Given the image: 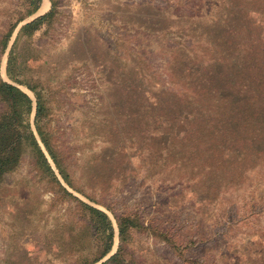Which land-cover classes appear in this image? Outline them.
I'll use <instances>...</instances> for the list:
<instances>
[{
	"label": "trees",
	"instance_id": "obj_1",
	"mask_svg": "<svg viewBox=\"0 0 264 264\" xmlns=\"http://www.w3.org/2000/svg\"><path fill=\"white\" fill-rule=\"evenodd\" d=\"M30 1L33 8L29 14L38 9L41 0ZM50 1L51 9L47 13L20 27L6 65L9 78L34 92L36 119H43L45 110L39 88H44L51 80L31 73L29 62H37L39 69L55 62L34 56L33 50L19 55L16 46L21 36H33L43 25L49 27L55 12L54 0ZM205 3L211 10L206 21L203 18L202 22L196 20L202 23L199 25L192 22L172 28L160 21L173 16V7L179 4H171L169 0L159 6L144 2L153 12L145 16L136 13L134 27L138 33L161 35L163 46L155 49L152 57L157 54L163 61L156 64L140 47L135 53L124 49L120 54L114 53L118 75L114 85L100 98L98 108L103 130L109 119H117L118 123L129 121L124 123L129 127L119 126L117 132L121 146H125L123 136L129 134L139 153L147 147L151 153L149 177L183 181L198 188L195 194L200 211L220 194L241 190L255 170H264V0H206ZM22 19L18 18L11 25L3 47ZM169 33L174 34L173 38ZM0 102V188L6 176L27 160L31 169L21 180L43 183V191L49 193L52 204L74 202V216L61 222L56 219L55 232L59 233V228L61 231L50 238L51 246L60 242L59 250L65 254V260L73 261L69 263L95 264L113 246L114 228L108 215L73 195L53 171L24 119L23 114L31 108L30 97L0 78ZM36 129L63 181L96 200L94 197L104 189L100 175L106 166L109 146L116 144V134L107 138L100 134L103 130H99L101 147L94 157L83 163L85 172L91 175V183L82 182L79 186L55 134L45 132L40 125H36ZM123 155L120 149L113 161ZM85 187L91 189L94 197L84 192ZM33 213L26 199L19 220L24 239L19 249L21 264H30V259L40 250L30 230L34 228ZM115 218L117 249L100 264L134 263L127 248L132 231L152 229L155 237L174 246L165 229L149 223L142 214H115ZM262 226L261 234L257 232L253 238H243L230 254L224 255L230 264H264V224ZM241 245L245 248L241 249ZM46 250V255L53 258L48 246ZM236 259L239 262L235 263Z\"/></svg>",
	"mask_w": 264,
	"mask_h": 264
},
{
	"label": "rangeland",
	"instance_id": "obj_2",
	"mask_svg": "<svg viewBox=\"0 0 264 264\" xmlns=\"http://www.w3.org/2000/svg\"><path fill=\"white\" fill-rule=\"evenodd\" d=\"M164 1L167 0H54L55 12L49 27L43 25L33 36H21L16 46L19 55L33 50L34 56L55 62V65L41 69L36 68L37 62H29L31 73L51 80L42 89L38 86L45 110L43 119H36L34 92L9 78L6 65L20 27L47 13L51 9V1L41 0L38 9L29 14L33 8L30 0H0V78L24 91L32 100L30 111L23 114L24 119L61 183L82 201L103 210L114 228L111 251L95 264H100L116 252L118 226L115 214L144 215L146 221L165 229L174 244L171 246L155 237L151 233L152 229L145 232L132 231L127 248L134 257L133 264H230L224 255L230 254L236 248V243L242 242L243 238H253L257 232L261 234L259 230L263 228V169L255 170L241 190L220 194L200 211L198 195L195 194L197 187L183 181L149 177L151 153L146 146L141 153L134 149L133 138L129 134L123 136L125 146H121L122 141L117 132L119 126L129 127L124 124L129 123L128 120L118 123L117 119H109L106 129L102 128L104 122L98 115L100 98L114 85L118 75V61L113 59V54H120L123 49L135 53L140 47L144 48V53L147 52V58L156 64L163 61L157 54L152 57L153 51L163 46L161 35L138 33L134 24L136 13L145 16L153 12L144 2L159 6ZM169 1L179 6L173 7V16L161 19L160 23L172 28L202 22L203 18L206 21L211 13L206 0L201 3L192 0ZM20 17L23 19L14 27L3 47L11 25ZM168 36L173 38L174 34L169 33ZM36 125H40L45 132L55 134L58 144L65 150L67 161L71 163L74 178L79 180L76 183L79 186L82 182L91 183V175L85 172L83 163L94 157V153L101 147L99 130H103L100 134L107 138L116 134V144L110 145L106 152L111 158L107 157L106 166L100 175L104 182L103 191L94 197L89 187L83 189L97 201L70 188L58 175ZM120 149L124 153L123 157L113 161V156ZM30 169L28 161H23L17 170L6 176L0 188V264L22 262L19 249L24 239L19 220L26 199L31 210H34V228L30 230H33L32 236L40 248L29 263L72 264L69 262L73 261L65 260V254L60 252V242H54L51 246L50 238L61 231L59 228V233L55 232L57 218L61 222L75 215L74 202L52 204L49 193L43 191V183L21 180ZM47 246L53 258L46 255ZM240 248L245 247L241 245ZM236 262L239 261L236 259Z\"/></svg>",
	"mask_w": 264,
	"mask_h": 264
}]
</instances>
